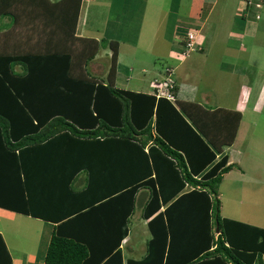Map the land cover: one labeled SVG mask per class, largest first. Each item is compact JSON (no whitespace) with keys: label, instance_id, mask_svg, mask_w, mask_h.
I'll return each instance as SVG.
<instances>
[{"label":"trees","instance_id":"trees-1","mask_svg":"<svg viewBox=\"0 0 264 264\" xmlns=\"http://www.w3.org/2000/svg\"><path fill=\"white\" fill-rule=\"evenodd\" d=\"M82 1H22L58 20L82 42L77 51L0 53V208L49 222L22 196L38 188L40 152L49 148L79 207L54 222L46 264H264V229L223 218L218 198L223 176L237 167L223 147L241 118L158 98L155 89H118V45L75 37ZM106 45L113 54L103 83L83 69ZM82 172L87 186L75 192ZM142 189L152 238L142 260L126 261L121 245ZM0 264H13L1 234Z\"/></svg>","mask_w":264,"mask_h":264},{"label":"crops","instance_id":"crops-1","mask_svg":"<svg viewBox=\"0 0 264 264\" xmlns=\"http://www.w3.org/2000/svg\"><path fill=\"white\" fill-rule=\"evenodd\" d=\"M22 1H0V5L2 6L0 12H7V15L0 16V53L44 54L48 52H73L79 49V45L82 42L77 39L72 41L68 35L61 32L62 30L59 27H62L61 25L58 27V20L56 23V19L48 17L47 14L36 12L33 8L34 6H24ZM38 1L41 2L42 0ZM48 1L52 4H60L63 0ZM140 1H143L144 8L137 33L135 34L137 38H135L136 42L134 44L124 41L116 31L124 27L123 19L118 17V14H128V12H125L128 0H83L80 16L77 19L75 37L80 40L89 39L97 42L116 43L118 45L116 87L121 90L151 94L153 92L151 82L155 77L150 80V69L153 70L154 76L163 73L161 72L162 70L160 71L162 68L155 66L152 68L151 66L153 63L156 64V61L165 60L164 58L166 57L170 59L171 53L174 51H182L185 41V31L187 33L190 30H198L200 32L199 41L202 42L204 40V50L201 52V55L206 50H210L209 46L212 37L210 31H213L212 25H210V17L214 13L215 4H210L208 0H186L188 6L183 9L184 0ZM242 1L247 3L246 9L242 8V10L245 9L247 12L240 14L241 16L237 14V11L243 6L242 2L234 17L235 23L238 21V17L243 22L239 24V31L229 30L226 33V39L222 41L225 45L221 47L224 49L222 61L220 62L222 65H219V63L217 67L218 70L222 66L231 69L224 71L222 68L223 73L219 70L220 76L218 78H220V83L223 86L220 90V84H217L212 89L220 93L221 96L227 92L232 93L231 90H233L230 97L222 96L223 99H229L231 102L228 105L220 106L217 99L219 95L213 91H204L201 87V81L205 76L210 80L212 79L211 76L205 74V67L211 62V57L202 66L203 63H201L202 60L199 57H197V60L196 58L191 60V56L180 67L179 75H182L179 77L181 85L178 87L177 101L195 102L204 108L232 112L235 114L233 117L237 119L241 118L233 144L223 147V154L229 157V164L237 167H234L232 171L223 176L218 189V198L221 202V216L264 229V216L254 215L251 211L253 208L264 207L253 201V194L260 193L256 192L253 188L249 189L250 185L254 186L255 183L263 184L264 180L250 178L253 176L250 175L249 171L246 172V167H244L247 162L244 160L247 156H253L256 162H259L256 151H254L256 148L260 149L258 145L262 146L264 153V138L256 135V133H253L251 136L246 135L247 131L245 133V130H257L255 128V120H251V116H255L264 122V59L263 63H261V60H256L255 53H258V50L254 46L249 45V41L254 40L258 28L251 29L252 24H250V19L255 20V14H247L251 10L248 2L255 0ZM206 6L209 8L208 11H205ZM261 8L258 10L259 14H261L260 20L262 19L261 11L264 10V5ZM234 17L231 20H234ZM226 25L228 26V22ZM257 26H259L258 23ZM183 29H185L184 32H180ZM52 31H54V34L50 33ZM231 42L239 43V46L233 47L234 45ZM124 47L146 52L147 58L140 63L141 67H136L139 69L137 73L132 63L129 66H125L122 63L124 59ZM260 50L264 54V49L260 48ZM101 55L109 64V67H111L110 60L112 54L108 45L101 47L92 62H97L101 59ZM238 66L250 69L258 66L256 68L258 72L252 76L249 73H234V68H238ZM126 67H128L127 74L129 71L132 73L130 77L121 72L122 68ZM88 68L87 66L83 69L84 75H91L92 79L98 82H107L109 71H105L103 76L98 79L97 75L88 72ZM134 77H138L137 79H139L140 83H135ZM200 78L203 79L200 80ZM243 86L246 87L245 91L243 90ZM243 132L245 138L243 137L242 139L241 135ZM255 136H259L258 138L262 141L257 140L258 138ZM51 151V149L45 148L40 152V181L38 182V188L33 187V192L29 195L27 193L25 195L22 194L24 198H28V203L26 204L30 206V211L46 214L47 217L44 219L49 220V222L0 208V234L3 236L12 256L13 264H46L45 257L47 250L57 226L54 222L61 215L70 214L74 209L79 207V204L73 200L74 196L66 188L67 185L65 183L68 180H64L65 183L60 181L61 178L57 174L56 165V162L60 160L57 158L56 153H52ZM87 183V173L82 172L74 178L71 186L75 192H81L86 188ZM227 183H229L230 188L227 191V197L233 202L231 209L225 207V202L222 200L223 195L220 192ZM37 190L39 191L36 192ZM148 197L149 192L146 189H142L137 195L136 210H139V219L136 221L134 231L131 232L130 229L129 236L124 239L121 245L126 261L127 259L140 261L147 254V243L152 237L148 228V221L143 219L142 213ZM244 203L250 207L248 211L242 210L241 206ZM82 206L83 204H81ZM18 225L23 226V231L31 236V241L28 245L12 248L8 243L6 233L11 228L16 227L20 229ZM31 226L38 227L37 233L34 230L33 232L30 230ZM141 242H144L145 245V252L142 253L139 251L141 249L139 248V243Z\"/></svg>","mask_w":264,"mask_h":264},{"label":"rangeland","instance_id":"rangeland-1","mask_svg":"<svg viewBox=\"0 0 264 264\" xmlns=\"http://www.w3.org/2000/svg\"><path fill=\"white\" fill-rule=\"evenodd\" d=\"M128 4L126 5L125 8V12H128V14H118V17H120L121 19H123V23H124V27L121 29H117L116 31L119 33V36L122 37V39L124 41H126L129 44H134L136 42L135 38H137V35L135 36V34L137 33V28L139 25V21L141 20L142 17V11L144 8V3L143 1L140 0H128ZM208 0V2L210 4H215V7L213 9V14L211 15V21H210V25H212L213 31L211 32V36L213 37V42H212V37H211V44L209 46L210 50H206L204 52L203 55H201V52H203V47H204V40L202 42L198 41L199 45H197V49H195V52L191 53L189 55L188 58L184 59L183 61H179L177 60L179 58V54L183 52L184 50V46L182 51L179 52H172L170 59H168V57L164 58L165 60H161V61H156V64L153 63V65L151 66L152 68L155 67H160L162 69H160L161 72H163L161 75L156 74L155 76L153 75V70L150 69V75L151 78L150 80L154 78V80L151 82V84L153 85V90L155 88H160L165 81L167 80L169 83H171L172 85L179 87L180 84V80L179 77L182 75H179V71H180V67H182V64H184L189 58H191V60L193 58H196V60L198 59L197 57H199L203 63L202 66L206 63V61L209 59V57H211V62L208 63V65H206L205 67V74L208 76H211L212 79L210 80L207 76H205V78H200L201 81V87L203 88L204 91H213L215 92L213 89V87L217 84H220V90L222 88V83H220V78H218V76H220L219 74V70L222 71H227L231 68L229 67H225L222 66L221 69L219 68V70L217 69L218 64L222 61V57H223V51L224 49L221 48L222 46L225 45V43H223L222 41L226 39L225 35L227 32H229V30H238L239 31V27H240V23H242V19L240 17H238V21L235 23V17L234 14L236 13L237 9L241 6V3L243 2L242 0ZM215 2V3H214ZM246 2L242 3V7L240 8V10L237 11V14H243L246 9ZM249 6H251V10L248 11V15H253L255 14V20H251L252 27L251 29L254 30L256 27L257 28V32L254 36V40L249 41V45L250 46H254L257 50L258 53H255V57L256 60H261V63H263V59H264V54L261 53L260 48L264 49V10H262V19H258L257 17L261 16V14H259V9H262V5H264V0H258V1H249L248 2ZM185 9L187 5V1L184 0L183 1V5ZM254 6V7H253ZM245 8L242 10V8ZM253 7V8H252ZM208 7L206 6L205 11H208ZM253 12H257V13H253ZM114 15H116L114 13ZM113 16V13H112ZM241 16V15H240ZM246 16V15H245ZM224 17V18H223ZM234 17V20H231ZM249 17V16H247ZM206 18V17H205ZM261 18V17H260ZM204 20V18H203ZM228 22V26L226 25ZM226 23V24H225ZM257 23L259 24V26H257ZM185 29L181 30L180 32H184ZM191 32L197 34L199 33V37H200V32L198 30H190ZM188 31V32H190ZM179 32V33H180ZM185 38H186V34L187 31H185ZM114 39H119V38H114ZM239 41V40H236ZM232 45H234L233 47H238L239 43H235V42H231ZM12 49V48H9ZM123 54H124V59L122 61V63L125 66H129L130 63H132V66L136 67H141V62L143 60H145L147 57V54L145 51L140 52V51H136L134 49H131L130 47H124L123 48ZM99 53V51H98ZM97 53V54H98ZM111 54L112 51H111ZM258 55V56H257ZM191 56V57H190ZM103 56L101 55V59H99L97 62H89L88 65V72H91V74H95L97 75V78L100 79V77L103 76L105 71H110L109 64L105 61L104 58H102ZM225 62V60H223ZM110 65H112V58L110 60ZM260 63V64H261ZM219 65H222V63H220ZM258 67V66H257ZM255 68H247V67H243V66H238V68H234L233 72L237 73V74H248L250 76L252 75H256V73L258 72V70ZM223 68V70H222ZM17 71L21 72V69L18 68ZM139 71L138 68H136V73ZM148 71V70H147ZM122 74H126L127 77H130L132 75L131 71L128 72V67L126 68H122L121 70ZM185 72V71H184ZM172 73V76H167V74ZM91 76V75H90ZM204 76V75H203ZM138 77H134V81H136L135 83H140L137 79ZM212 88H211V86ZM151 85V86H152ZM129 87V86H128ZM133 88V86H131ZM148 87V86H147ZM245 86H243V90L245 91ZM231 92L233 93V90H231ZM153 93V92H152ZM217 93V92H215ZM232 93H225L222 96H228L230 97L232 95ZM219 96L217 97L218 99V104L220 106H225L228 105L231 100L229 99H223L220 93H217ZM201 96V95H200ZM235 96V95H234ZM233 107V106H230ZM251 120H255V128L257 129L256 131L253 130H245V133L247 136H251L253 133H256V135H259L260 137L264 138V122L260 121L257 117L255 116H251ZM242 139L244 136V132L241 135ZM259 136H255L256 138H258ZM259 141H262L261 139H257ZM242 144V142H241ZM258 147L260 149H254V151H256V154L258 156L259 162H256V159L253 158V156H247L245 158L244 161H247L245 166V170L246 172L249 171L250 175L253 177L250 178H254V179H261L264 180V153H263V148L262 146L258 145ZM255 148V147H253ZM248 158V159H247ZM255 174V176H254ZM251 188L255 189L256 192L260 193V194H253V201L257 202L258 204L264 206V183L260 184V183H255L254 186L250 185ZM241 189V188H240ZM245 189V188H242ZM229 183H227V185L224 186V188H222L220 190V192L222 193L223 197L222 200L223 202H225V207L231 209V207H233V202L227 197V191H229ZM242 210L243 211H248V209L250 208L246 203H244L242 206ZM260 210V211H259ZM251 211L253 212L254 215H258L260 217L264 216V207H259V208H253L251 209ZM139 219V210H136L133 218L131 219V225H130V229L131 232L134 231L135 228V224L136 221ZM5 224V223H4ZM19 226V225H18ZM19 228H11L8 230V232L6 233V237L8 240V243L10 244V246L13 247H19V246H25L28 245V243H30V238L31 236L26 234L23 231V226H19ZM27 229V228H26ZM17 230V231H16ZM30 230L33 232V230L37 233L38 227L37 226H31ZM33 236V235H32ZM141 246V247H140ZM139 248H141L139 251L145 252V245L144 242L139 243Z\"/></svg>","mask_w":264,"mask_h":264},{"label":"built area","instance_id":"built-area-1","mask_svg":"<svg viewBox=\"0 0 264 264\" xmlns=\"http://www.w3.org/2000/svg\"><path fill=\"white\" fill-rule=\"evenodd\" d=\"M260 17L258 16L257 19ZM199 41V33L195 34L193 32H188L186 34V38L184 41V50L181 53H178L180 56L177 60L183 61L184 59L188 58L189 55L193 52H195V49H197V45ZM167 76H172V73L167 74ZM176 86L169 83L167 80L160 88H155V95L158 98H166L167 100L175 103L176 102V96L173 93V90Z\"/></svg>","mask_w":264,"mask_h":264}]
</instances>
